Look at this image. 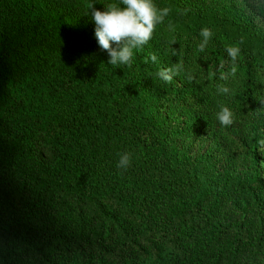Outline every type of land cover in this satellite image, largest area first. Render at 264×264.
Instances as JSON below:
<instances>
[{"label": "trees", "instance_id": "obj_1", "mask_svg": "<svg viewBox=\"0 0 264 264\" xmlns=\"http://www.w3.org/2000/svg\"><path fill=\"white\" fill-rule=\"evenodd\" d=\"M110 3L0 0V264H264V0H153L131 66L95 37Z\"/></svg>", "mask_w": 264, "mask_h": 264}, {"label": "clouds", "instance_id": "obj_2", "mask_svg": "<svg viewBox=\"0 0 264 264\" xmlns=\"http://www.w3.org/2000/svg\"><path fill=\"white\" fill-rule=\"evenodd\" d=\"M169 12L170 9L167 7L158 9L153 0H120L119 4L106 5L103 11L92 7L90 15L95 23V37L100 49L108 53V64L131 66L133 50L144 46L151 40L157 24L161 23ZM200 35L203 40L199 45V50L204 51L213 33L205 27ZM226 51L235 63L240 49L228 47ZM150 58L153 62L157 61L155 54H151ZM178 71V66L164 68L159 71L158 76L164 82H171ZM234 72L235 68H233ZM218 92L228 94L230 89L226 86H219ZM261 102L264 103V101ZM217 119L222 126H231L233 112L227 106L222 105L217 113ZM130 163L131 154L125 152L120 154L117 167L127 169Z\"/></svg>", "mask_w": 264, "mask_h": 264}, {"label": "rangeland", "instance_id": "obj_3", "mask_svg": "<svg viewBox=\"0 0 264 264\" xmlns=\"http://www.w3.org/2000/svg\"><path fill=\"white\" fill-rule=\"evenodd\" d=\"M188 1H191V2H194V3H197V4H221V0H188ZM255 6H256V3H252L250 4L249 6H247L246 8H243L244 9V13L249 15V16H253L255 17L256 16V22L257 24H260V26L264 27V22L262 21L261 19V16L259 15L257 17V15L259 14L258 13V10L255 9ZM174 125V124H172ZM203 136V135H202ZM205 144V142L203 143ZM204 146H201V145H197V143H191L189 146H188V149L186 150L187 154L192 158L194 156V153H195V150H197L198 148H203ZM260 154L257 155V162H258V165H259V169H260V174H261V178L262 180L264 181V144L261 146V150L259 152Z\"/></svg>", "mask_w": 264, "mask_h": 264}]
</instances>
